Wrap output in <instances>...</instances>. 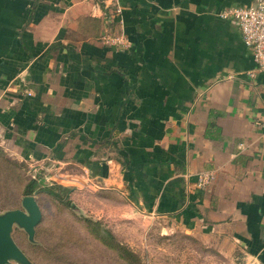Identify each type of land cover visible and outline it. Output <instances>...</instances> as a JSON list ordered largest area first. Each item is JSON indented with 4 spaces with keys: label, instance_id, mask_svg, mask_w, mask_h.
Returning <instances> with one entry per match:
<instances>
[{
    "label": "crops",
    "instance_id": "1",
    "mask_svg": "<svg viewBox=\"0 0 264 264\" xmlns=\"http://www.w3.org/2000/svg\"><path fill=\"white\" fill-rule=\"evenodd\" d=\"M251 1L0 0V149L264 264V73L220 16Z\"/></svg>",
    "mask_w": 264,
    "mask_h": 264
},
{
    "label": "rangeland",
    "instance_id": "2",
    "mask_svg": "<svg viewBox=\"0 0 264 264\" xmlns=\"http://www.w3.org/2000/svg\"><path fill=\"white\" fill-rule=\"evenodd\" d=\"M6 160L14 161L18 169H9ZM32 172V166L0 149V212L22 207L24 182L34 180L32 175L39 179L32 193L43 211L37 246L29 248L23 229L15 226L13 232L18 245L29 254L32 251L36 264H128L89 233L85 217L108 227L118 242L140 257L141 264H259L245 253L226 250L208 235L190 231L173 218L133 212L112 193L99 197L95 190L78 191L71 198L67 188L62 197L74 206H63L42 190L62 182L51 180L45 170Z\"/></svg>",
    "mask_w": 264,
    "mask_h": 264
},
{
    "label": "water",
    "instance_id": "3",
    "mask_svg": "<svg viewBox=\"0 0 264 264\" xmlns=\"http://www.w3.org/2000/svg\"><path fill=\"white\" fill-rule=\"evenodd\" d=\"M42 209L35 195H26L22 207L0 212V264H34L14 239L15 226L23 229L31 242L42 220Z\"/></svg>",
    "mask_w": 264,
    "mask_h": 264
},
{
    "label": "built area",
    "instance_id": "4",
    "mask_svg": "<svg viewBox=\"0 0 264 264\" xmlns=\"http://www.w3.org/2000/svg\"><path fill=\"white\" fill-rule=\"evenodd\" d=\"M224 19H232L239 27L244 43L252 49L256 71L264 73V0H252L249 5L229 7L220 12ZM105 43H122L120 39L113 37L111 34L102 36ZM254 76L255 73H250ZM32 173L36 170L32 166ZM34 180H39L32 175ZM208 178L202 177L201 184H205Z\"/></svg>",
    "mask_w": 264,
    "mask_h": 264
},
{
    "label": "trees",
    "instance_id": "5",
    "mask_svg": "<svg viewBox=\"0 0 264 264\" xmlns=\"http://www.w3.org/2000/svg\"><path fill=\"white\" fill-rule=\"evenodd\" d=\"M6 161L8 162L9 169L13 170L14 172H15V169H18L17 164H15V162L11 160H6ZM36 183L37 181L33 179H31L28 182L25 181L23 185V189H22V197L26 195H31L35 189ZM42 190L44 191V193H46L48 196L52 198V201H55V202L57 201V203L63 206H69V205L71 206V204L72 206H74L73 202H71L68 199L65 200L62 197L65 193H67V187L63 185L54 184L51 186H46ZM42 220H43V217H42ZM42 220L40 221V223H42ZM84 221L86 224V229L89 231V233L92 234L96 240L100 241V243L105 248L112 249L113 251H115L117 253V257H119L120 259H123L125 262H128V264H141L140 257L134 251L128 248L126 245H123L120 242H118L114 233L108 227H104L102 223H100V221L98 220L90 219L87 217L84 218ZM40 223L38 225H40ZM39 233H40V229L37 226L36 233H35V241L34 242L27 241L30 246L29 247L30 249H34V247L37 246L38 243H36V239L38 238ZM17 239L18 237L15 238V240ZM22 250L27 254V256L32 260V262L36 264L35 260L33 259L34 255L32 251L30 250L31 254H29V252L25 248H22Z\"/></svg>",
    "mask_w": 264,
    "mask_h": 264
}]
</instances>
